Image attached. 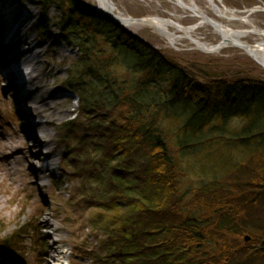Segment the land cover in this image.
Returning <instances> with one entry per match:
<instances>
[{
    "label": "trees",
    "instance_id": "trees-1",
    "mask_svg": "<svg viewBox=\"0 0 264 264\" xmlns=\"http://www.w3.org/2000/svg\"><path fill=\"white\" fill-rule=\"evenodd\" d=\"M40 1L35 28L46 35V10L59 5L78 53L68 69L78 114L62 126L76 181L65 206L85 214L97 247L75 244L76 258L264 264V81L180 62L81 0ZM219 142L230 153L220 175L190 166L192 150ZM13 240L2 243L24 252Z\"/></svg>",
    "mask_w": 264,
    "mask_h": 264
},
{
    "label": "rangeland",
    "instance_id": "rangeland-1",
    "mask_svg": "<svg viewBox=\"0 0 264 264\" xmlns=\"http://www.w3.org/2000/svg\"><path fill=\"white\" fill-rule=\"evenodd\" d=\"M115 8L116 14L141 19L147 16H161L169 18L171 13L181 16L183 26H190L196 22L188 12H183L179 7L170 4L165 0H109ZM200 7L205 9V0H195ZM218 5L225 6L229 9L246 12L258 7L250 20L257 28H264V0H217ZM87 8V12L95 11L97 2L95 0H81ZM12 9L17 8V23L21 21V13L27 8L35 10L36 14L29 22L30 33L38 40L42 41V51H45L43 61L51 65L50 76L48 81L52 83L51 76L54 77L51 84L58 97L62 110H67L65 114L59 115L55 122V128H49L52 135L51 146L56 152L55 169L45 176L35 177L32 174L31 167L37 168L41 165L38 160L31 158L30 154L35 152L31 148L32 143L25 140L22 131V125L26 122L24 118H18L20 114L9 96V89H5V82L0 75V150L2 141L19 134V149L25 157V163L20 167L22 174L13 176L3 171L0 167V243L8 239H19V247L24 252H9L0 249V264H43L47 245H53L60 242V250L63 252L64 264H93L88 258H76L75 244H84L93 249L97 247L94 234L85 224L82 212L71 206H65L73 192L76 181L69 185L71 177L69 172L68 153L70 141L65 137L62 126L69 120H72L78 114L79 100L77 94L72 90L69 84V65L77 57L76 48L72 47L62 38L59 29L63 9L56 4H51L47 8L46 16L48 18V29L46 35H41L35 28L42 15L45 14L43 5L40 0H14ZM20 15V17H19ZM15 18V14H14ZM246 28L248 26L236 24L233 28ZM133 34L146 41L158 50L171 53L179 58L180 62L197 66L203 72L209 74L223 75L238 71V68L246 70L245 72L253 78L264 81V69L250 56L243 51L226 47L216 53H204L194 49L193 45L187 41H182L177 45H171L167 40L158 35L150 27H138L129 29ZM5 34V30L2 31ZM198 37L204 43L215 44L219 40V35L214 33L211 28H205L198 31ZM55 36V42L53 37ZM53 44H50L51 42ZM248 43L254 42L253 36L245 38ZM61 49L63 52H58ZM8 54H2V57H8ZM243 66V67H241ZM24 117V116H23ZM78 120V118L76 119ZM55 121V119H54ZM238 121H234L232 126L236 127ZM40 133V134H39ZM39 140L44 141L42 131H36ZM44 144L43 142H41ZM44 153L47 152L45 145L40 148ZM225 143L205 144L203 147L198 146L189 153L190 166L195 170L200 169L202 174H214L215 177L221 174L223 168L228 165L230 153ZM45 156L42 158L44 160ZM65 165V167H64ZM73 204V202H71ZM48 220L50 225H46ZM34 223V224H33ZM34 225V227H33ZM57 229V231H56ZM13 240V242H16ZM61 241L63 244H61ZM13 254L19 255V258ZM77 254V253H76ZM49 264H55L49 261Z\"/></svg>",
    "mask_w": 264,
    "mask_h": 264
},
{
    "label": "bare ground",
    "instance_id": "bare-ground-1",
    "mask_svg": "<svg viewBox=\"0 0 264 264\" xmlns=\"http://www.w3.org/2000/svg\"><path fill=\"white\" fill-rule=\"evenodd\" d=\"M95 1L97 2L96 10L98 12L111 17L128 29L150 27L171 45L187 41L193 45L194 49L204 53H216L226 47L237 48L254 59L264 69V28H257L250 20V16L256 10H261L258 7L242 12L225 6L221 7L217 4V0H205V9L200 7L195 0H165L179 7L183 12H188L191 18L196 20L190 26H183L181 16L176 13H171L169 18L153 15L133 19L116 14L115 8L109 0ZM0 6V70L8 65L4 79L8 80L9 86L14 88L16 81L20 80L26 90V95L23 98H17L16 96L15 100L27 104L35 118L36 123L31 124L28 122L22 128V131L25 140L32 143L31 148L35 149V152L30 154L31 158L41 163L37 168L31 167L33 176H45V174L55 169L56 152L50 144L52 135L49 128H55L56 119L59 115L65 114L67 110L60 111L62 105L58 102H61L59 101L61 98L58 97L51 85L54 82V77L51 76L52 83L48 81V77L51 75V65L43 61L45 51L40 48L42 41L30 33L29 22L36 14L35 10L26 8L21 13V21L17 23L13 19V13V15H7L1 9L7 10L11 6V0H4L3 5L0 2ZM17 16L18 14H15L16 18ZM236 24L248 27L247 29L233 28ZM202 28H211L214 33L218 34V42L215 44L204 43L197 35ZM5 29L9 31L10 36L2 33ZM248 36L254 37L253 43L245 41ZM53 41L55 42V36ZM58 52H63V50L59 49ZM5 53L9 56L1 58V55ZM14 93L19 95L17 92ZM20 111L23 112V115L29 117L24 108H20ZM40 130L44 133V141L39 140L38 135L35 134L36 131ZM18 137L19 134H13L12 137L4 139L0 150V167L13 176L22 174L20 167L25 163L22 151L18 150ZM43 145L47 148L46 153L40 150ZM44 156L45 158L42 160ZM45 224L50 225V222L46 220ZM59 244L60 242L47 245L43 264H49L51 260L56 261L57 264L63 263V252L60 250ZM61 244H63L62 241Z\"/></svg>",
    "mask_w": 264,
    "mask_h": 264
},
{
    "label": "water",
    "instance_id": "water-1",
    "mask_svg": "<svg viewBox=\"0 0 264 264\" xmlns=\"http://www.w3.org/2000/svg\"><path fill=\"white\" fill-rule=\"evenodd\" d=\"M94 16H97V17H99V18H101V19H103V20H105V21H107V22H110V23H113V24H115V23H117L115 20H113L111 17H108V16H106V15H104V14H101L100 12H98V11H94ZM248 237L246 236L245 237V241H248Z\"/></svg>",
    "mask_w": 264,
    "mask_h": 264
}]
</instances>
